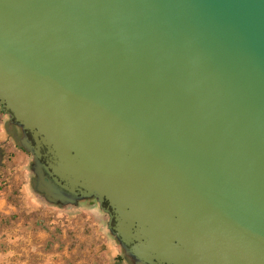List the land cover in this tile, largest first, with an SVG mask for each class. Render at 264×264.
<instances>
[{
    "label": "water",
    "instance_id": "obj_1",
    "mask_svg": "<svg viewBox=\"0 0 264 264\" xmlns=\"http://www.w3.org/2000/svg\"><path fill=\"white\" fill-rule=\"evenodd\" d=\"M0 110L135 264H264V0H0Z\"/></svg>",
    "mask_w": 264,
    "mask_h": 264
},
{
    "label": "crops",
    "instance_id": "obj_2",
    "mask_svg": "<svg viewBox=\"0 0 264 264\" xmlns=\"http://www.w3.org/2000/svg\"><path fill=\"white\" fill-rule=\"evenodd\" d=\"M20 135H22L21 129L12 124L9 118L0 110V146L3 148L0 149V152L5 155H3L6 158L4 160V171H6L9 176L7 181L3 182L5 184V186L2 187L3 190H0V214L16 212L20 214H29L30 212L36 211L34 206L37 202L41 201L38 194L34 190L31 191L32 178L30 173L32 157L30 153L20 145L18 141ZM16 200L22 202V205L17 207ZM58 208H55L56 212L53 218L50 219V224L55 229L59 227L65 239H62L63 243H60L59 240L53 241L54 247L52 248L61 247L63 255L58 258H52V260L50 259V262L52 264H81L84 260L80 259L75 262L71 257L72 253L81 251L84 252L85 255H89L94 249L96 250L98 248L100 243L84 244V240L86 239V233L84 235L85 226L87 225V227H91L92 230L98 231L97 234L100 235L99 238L101 240V233L105 235L109 231L106 226L107 223L103 225L95 220V217L102 212L93 205L91 209H85L83 206L78 207L76 210L67 207ZM83 213H87V218L80 216ZM49 225L39 224L35 225V227H26V232L30 235L37 229L36 232L39 234L38 238H40L39 241H34V238L27 234V237L30 239L28 243L25 242L26 245L23 246H25L26 249L28 248L30 251L29 253H32L31 251L33 250L34 253H39L43 250L46 243L48 244L49 241L46 237ZM14 236L19 235H17L16 232ZM70 236H75V238H69ZM55 254L56 253L52 252V255ZM17 260L19 263H24L20 257L19 259L17 258Z\"/></svg>",
    "mask_w": 264,
    "mask_h": 264
},
{
    "label": "rangeland",
    "instance_id": "obj_3",
    "mask_svg": "<svg viewBox=\"0 0 264 264\" xmlns=\"http://www.w3.org/2000/svg\"><path fill=\"white\" fill-rule=\"evenodd\" d=\"M4 166V158L0 153V190H3L2 187L5 186L3 182L7 181L9 178L7 172L4 171ZM30 176L32 178V191L36 187V181L35 175L30 173ZM16 203L17 207L22 205V202H18L17 200ZM36 206V211L30 212L29 214H20L19 212L0 214V264H52L50 259L52 260V258H58L63 255L61 247L52 248L54 247L53 241L59 240L60 243H63L62 239H65L62 236L61 229L59 227L55 229L50 224V219L53 218L56 212L55 208L58 207H52L53 205L45 204L42 201L37 202ZM80 216L87 218L88 215L87 213H83ZM39 224L51 225H49L46 237L49 242L48 244L46 243L43 250L39 253H34V250L31 251L32 253H29L30 251L28 248L26 249L25 246H23L26 245L30 239L27 237V234H30L26 232V227H35V225ZM85 228L84 235L86 233V239L84 240V244H96L97 242H100V235L97 234L98 231L92 230L91 227H87V225ZM36 231L37 229H35L33 234L30 236L34 238V241H39V234ZM16 232L19 236H14V233ZM69 238H75V236H70ZM52 252L56 254L52 255ZM102 255L103 254L100 252L97 254L96 251L91 252L89 255H85L84 252L77 251L73 252L71 257L75 262L83 259L84 261L81 264H105ZM19 257L24 261V263H19L17 260Z\"/></svg>",
    "mask_w": 264,
    "mask_h": 264
},
{
    "label": "flooded vegetation",
    "instance_id": "obj_4",
    "mask_svg": "<svg viewBox=\"0 0 264 264\" xmlns=\"http://www.w3.org/2000/svg\"><path fill=\"white\" fill-rule=\"evenodd\" d=\"M31 174L35 175L34 172L32 171V165H31ZM35 181L37 186L36 175H35ZM34 191L38 194V197L45 204H49L57 207H64L62 204L49 202L45 198L43 193L37 192L36 187ZM92 205H93L92 201L84 200L81 201L80 205L78 204L67 205L66 207L71 208L72 210H76L80 206H83V208L85 209H91ZM108 219H109V215L106 213H99L98 216L95 217V220L103 225L107 223ZM105 235L101 233L102 238L100 240L98 248L94 250L96 251L97 254H99V252L103 254L102 256L104 258L105 264H135L134 259L126 253L125 249L122 247L120 242L112 235L110 230Z\"/></svg>",
    "mask_w": 264,
    "mask_h": 264
},
{
    "label": "trees",
    "instance_id": "obj_5",
    "mask_svg": "<svg viewBox=\"0 0 264 264\" xmlns=\"http://www.w3.org/2000/svg\"><path fill=\"white\" fill-rule=\"evenodd\" d=\"M20 128V127H19ZM21 137H22V135H20L19 137H18V141H19V143H20V145H21V142H20V139H21ZM22 146V145H21ZM0 149H3L1 146H0ZM1 151V150H0ZM1 153V152H0ZM2 155H4L3 153H1ZM5 156V155H4ZM3 156V158H4V160L6 159L5 157ZM35 207V209L37 208V206L35 205L34 206Z\"/></svg>",
    "mask_w": 264,
    "mask_h": 264
}]
</instances>
